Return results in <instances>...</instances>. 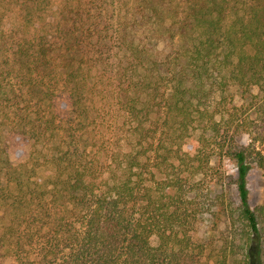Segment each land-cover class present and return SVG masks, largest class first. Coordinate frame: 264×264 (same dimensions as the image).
Here are the masks:
<instances>
[{"label":"trees","instance_id":"1","mask_svg":"<svg viewBox=\"0 0 264 264\" xmlns=\"http://www.w3.org/2000/svg\"><path fill=\"white\" fill-rule=\"evenodd\" d=\"M48 2L0 0V120L31 147L13 162L0 141V258L199 264L196 225L220 215L250 246L240 257L221 248L214 264H264V248L253 247L264 206L249 204L246 150L225 152L234 207L215 184L199 189L229 140L225 94L234 87L264 110V0H114L110 13L60 0L57 32L35 34ZM8 12L20 18L17 33L5 29ZM194 129L198 141L188 142Z\"/></svg>","mask_w":264,"mask_h":264},{"label":"rangeland","instance_id":"2","mask_svg":"<svg viewBox=\"0 0 264 264\" xmlns=\"http://www.w3.org/2000/svg\"><path fill=\"white\" fill-rule=\"evenodd\" d=\"M93 2L95 7H102L101 10L104 13H110L112 11V5L114 4V0H93ZM42 9L43 10L39 12L40 17L37 18L35 27L31 28V31L35 34L47 31V33L54 35L57 23L60 22V16L63 13H61V2L60 0H49L48 3L43 5ZM93 11H95V9ZM4 23H6L5 29L8 27V29L15 33L18 32L21 25L20 18L14 12H8L6 19H4ZM10 33L11 35L13 34V32ZM8 38L12 39V37ZM253 93L257 96L256 101L263 95V92H257V90H254ZM225 96L226 104L225 108H223V114L225 115V118H227L229 125V128H226L228 130L226 133V139L229 140L221 142L220 145H222L223 152L220 155L217 154L212 157L210 165L213 169L208 170L203 179L202 175H197L195 181L198 182L202 179L199 182V189L202 191H205L206 188L215 184L216 191H221L224 195V205L234 207L238 203L236 190L237 172L235 163L225 155V152L230 144L234 147L244 149L248 154L247 163L249 171L247 175V187L249 191V204L252 208H259L264 206V171L259 166L260 157L264 158V110L257 107L258 101L253 103L250 98L246 101L245 98L247 97L238 93L234 87H232ZM256 96L254 95V97ZM56 105L58 109L62 108V106L66 105L65 99L60 98ZM32 109L33 108L29 110ZM40 109L44 112L46 105L42 104ZM20 110L21 111L18 112V114H21L22 110H25V107H22ZM216 119H218V116H216ZM221 125L224 130L222 123ZM10 130L9 126L8 128H5L2 120H0V141L7 145L9 158L13 162L25 161L31 152V147L26 140L19 135V133L15 134L17 131L11 132ZM199 134L200 129L190 130L185 139H187L188 142L195 141L196 143ZM197 144L200 148L199 143ZM213 145L214 144L211 143V146ZM48 171V169L41 168L39 175L44 178L48 174ZM239 232V226L228 225L224 217H221L220 215L211 217L204 216V218L200 219L194 230V237L204 245L206 250L204 257L199 264H214L216 255L221 248L226 249V251L229 252L231 251L229 249L232 247L231 253L236 252L240 257V255L249 249L248 247L250 245L246 246V249L244 245L242 246L239 241ZM152 242L155 244L154 238ZM259 245L260 247L262 245L261 248H264L263 238L255 239L253 242L254 251L255 248L260 251ZM34 257L35 254H31L28 259H24V263L32 264L29 259H34ZM253 262L254 264H258V261L256 260ZM0 264L20 263L15 257L7 256L0 258Z\"/></svg>","mask_w":264,"mask_h":264}]
</instances>
